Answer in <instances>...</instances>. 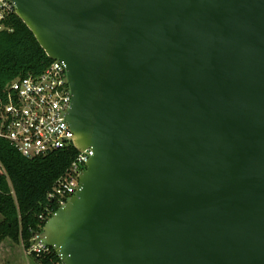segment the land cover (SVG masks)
Listing matches in <instances>:
<instances>
[{"label": "water", "instance_id": "95a60500", "mask_svg": "<svg viewBox=\"0 0 264 264\" xmlns=\"http://www.w3.org/2000/svg\"><path fill=\"white\" fill-rule=\"evenodd\" d=\"M12 1L94 150L61 263L264 264V0Z\"/></svg>", "mask_w": 264, "mask_h": 264}, {"label": "trees", "instance_id": "16d2710c", "mask_svg": "<svg viewBox=\"0 0 264 264\" xmlns=\"http://www.w3.org/2000/svg\"><path fill=\"white\" fill-rule=\"evenodd\" d=\"M52 62L31 30L16 13L12 14L0 30V99L5 98L10 83L36 77ZM77 153L72 146L29 159L0 138V242L10 238L29 250L33 232L41 231L48 220V210H58L48 193ZM31 256L40 264H60L53 249L48 254Z\"/></svg>", "mask_w": 264, "mask_h": 264}, {"label": "built area", "instance_id": "2783aa9c", "mask_svg": "<svg viewBox=\"0 0 264 264\" xmlns=\"http://www.w3.org/2000/svg\"><path fill=\"white\" fill-rule=\"evenodd\" d=\"M14 13L16 4L12 0H0V30ZM71 104L66 65L55 60L40 75L16 79L6 87L5 98L0 99V138L29 159L75 147V134L67 119ZM93 155L92 147L78 150L65 173L54 183L48 198L58 209L76 194L80 175ZM47 214L49 220L55 212L48 210ZM42 233L43 229L33 232L28 254L51 252Z\"/></svg>", "mask_w": 264, "mask_h": 264}, {"label": "rangeland", "instance_id": "374dc122", "mask_svg": "<svg viewBox=\"0 0 264 264\" xmlns=\"http://www.w3.org/2000/svg\"><path fill=\"white\" fill-rule=\"evenodd\" d=\"M2 217L0 216V221ZM0 264H40L35 258L28 254L25 255L19 244L10 238L0 242Z\"/></svg>", "mask_w": 264, "mask_h": 264}, {"label": "crops", "instance_id": "0c3cea01", "mask_svg": "<svg viewBox=\"0 0 264 264\" xmlns=\"http://www.w3.org/2000/svg\"><path fill=\"white\" fill-rule=\"evenodd\" d=\"M18 244H19V246L22 248V252H23V254L25 255V248L23 247L22 244H20V243H18Z\"/></svg>", "mask_w": 264, "mask_h": 264}]
</instances>
